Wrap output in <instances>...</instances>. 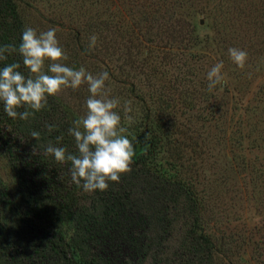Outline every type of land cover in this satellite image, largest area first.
I'll list each match as a JSON object with an SVG mask.
<instances>
[{"label":"rangeland","instance_id":"rangeland-1","mask_svg":"<svg viewBox=\"0 0 264 264\" xmlns=\"http://www.w3.org/2000/svg\"><path fill=\"white\" fill-rule=\"evenodd\" d=\"M16 1L25 26L38 33L56 30L67 66L94 76L113 71L133 80L148 103L169 100L170 107L156 112L163 120L168 112L176 132L155 161L170 171L182 167L181 175L195 182L204 203V230L216 249L214 264H264V0H170L161 11L154 10L157 0ZM133 17L149 31L146 36L158 31L171 50L148 48L125 32ZM93 34L97 43L88 50ZM233 47L248 53L245 68L230 58ZM172 53L181 56L177 65ZM221 61L226 83L209 91L207 73ZM120 83L105 82L109 98L120 101L116 111L137 158L147 143L131 135L134 125L124 121L123 105L130 103L136 120L144 106ZM90 95L84 84L58 97L75 121L86 114ZM0 182L15 194V172L1 150ZM169 238L167 256L179 242L178 232ZM145 263L154 261L149 257Z\"/></svg>","mask_w":264,"mask_h":264},{"label":"trees","instance_id":"trees-1","mask_svg":"<svg viewBox=\"0 0 264 264\" xmlns=\"http://www.w3.org/2000/svg\"><path fill=\"white\" fill-rule=\"evenodd\" d=\"M170 3L153 1L154 10ZM127 21L124 31H131V37L136 35L148 48L171 50L159 41L158 31L146 36L149 31L136 18ZM25 27L17 1L0 0V46L18 48ZM169 56H177L176 65L182 61L179 54ZM11 63H19V71L29 75L18 52L0 61V68ZM107 72L144 106L141 119L131 122V135L147 147L135 158L131 173L118 183L109 181L106 191L85 192L72 182L70 162L61 164L45 154L49 145L78 154L68 132L73 120L58 96L49 97L48 106L27 120L10 118L0 102V150L15 172L16 184L14 195L0 186V264H146L149 257L154 264H214L216 249L204 230V203L195 182L181 175L182 167L170 171L155 161L176 132V120L167 118L168 112L163 120L156 112L171 103H148L133 80ZM48 125L54 126L51 132ZM33 131L40 133L39 141L32 138ZM57 137L63 139L58 142ZM177 232L179 242L167 256L165 242Z\"/></svg>","mask_w":264,"mask_h":264},{"label":"clouds","instance_id":"clouds-1","mask_svg":"<svg viewBox=\"0 0 264 264\" xmlns=\"http://www.w3.org/2000/svg\"><path fill=\"white\" fill-rule=\"evenodd\" d=\"M89 40L88 50H91L97 43V36L93 34ZM16 52L22 57L29 75L26 77L19 71V63L0 68V102L6 114L12 119L27 120L48 106L49 97H56L68 88L76 90L87 84L91 94L86 101L87 112L73 121V126L68 129L69 135L74 137L78 154L68 152L65 147L52 145L46 148L45 154L54 156L61 164L70 162L72 182L85 192L106 191L109 181L118 183L122 175L130 174L136 150L124 135L127 128L116 111L120 101L109 98L111 90L105 84L109 73L104 71L94 76L84 68L76 70L63 63L69 57L60 46L54 28L38 33L36 29L26 26L18 48L15 45L0 46V61H6L8 55ZM228 53L238 67L245 68L248 58L245 50L233 47L228 49ZM48 61L51 63L47 64L46 72ZM223 67L221 61L208 71L209 91L226 83ZM131 112L130 103H125L124 121L134 120L129 115ZM47 127L51 132L54 126ZM31 136L37 141L40 139L37 131H33ZM62 139L57 137L58 142Z\"/></svg>","mask_w":264,"mask_h":264}]
</instances>
